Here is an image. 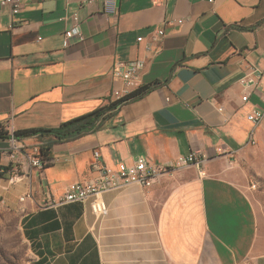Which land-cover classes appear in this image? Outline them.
Masks as SVG:
<instances>
[{"label":"crops","instance_id":"1","mask_svg":"<svg viewBox=\"0 0 264 264\" xmlns=\"http://www.w3.org/2000/svg\"><path fill=\"white\" fill-rule=\"evenodd\" d=\"M73 15L84 40L64 46ZM157 29L165 35L151 43ZM135 59L145 66L125 86L113 66ZM249 68L262 78L245 89ZM153 83L96 132L55 144L42 169L8 152L14 132L58 128ZM260 94L264 0H118L114 16L103 0H24L15 15L0 5V198L20 215L27 264H264V213L242 167L252 153L249 172H264V118L252 144L247 120ZM48 141L18 140L26 153ZM190 153L203 159V177L181 167L147 189L105 192L103 217L92 213V199L57 203L70 185L99 178L101 167L168 165ZM11 169L19 177L8 184Z\"/></svg>","mask_w":264,"mask_h":264},{"label":"built area","instance_id":"2","mask_svg":"<svg viewBox=\"0 0 264 264\" xmlns=\"http://www.w3.org/2000/svg\"><path fill=\"white\" fill-rule=\"evenodd\" d=\"M24 0H0L1 6H8L10 8L11 14L15 15L20 12L21 6ZM58 2H67L68 0H55ZM206 1L209 4H213L215 0H201ZM103 12L106 15L114 16L118 12V0H103ZM73 26L67 30L64 34V46L68 45L69 40L75 39L78 42L84 40L80 24L78 22L77 16L72 17ZM183 21L179 20L177 23L181 24ZM164 30L157 29L152 32L150 36L151 43H159L164 37ZM143 41L142 37H138L136 42L141 43ZM147 52L153 50L150 45L146 46ZM145 66V61L143 59H135L128 62H119L113 66L112 75L114 78L119 79L125 86L132 84L138 78L140 72ZM257 70L249 68L248 73L240 80V83L245 89L255 86L256 81H260L262 74L260 72L256 75L253 74ZM248 92L244 93L241 101L246 102L248 100ZM122 97L116 94V98L113 102L120 100ZM261 107L259 109L252 110L248 116L247 120L251 123L252 129L250 131L249 142L254 143L253 135L255 130L261 124L264 118V94H260ZM222 112V109H219ZM25 147L21 145L13 134L10 135L8 152L10 154H21L24 156L25 162L29 167L34 169H42L47 160H43L39 155V147L35 148L33 152H24ZM94 158L97 161L99 154L95 152ZM203 159L198 158L196 153H190L186 157H181L177 162L168 165H147L143 159L136 160L131 165H126L123 163L118 164L117 170L111 172L106 167H101L100 177L87 183H75L70 185L62 197L58 200V204H68V203H85L92 199L90 203V209L92 213L96 216L103 217L107 214V206L104 204L100 195L109 192L116 191L125 188L129 184H137L142 188H149L153 180L161 175L170 174L173 169L194 166L198 168V174L200 177L204 176L201 169L203 164ZM5 170L0 168V174H4ZM10 178L8 179V184H13L19 177L17 169L10 170Z\"/></svg>","mask_w":264,"mask_h":264},{"label":"trees","instance_id":"3","mask_svg":"<svg viewBox=\"0 0 264 264\" xmlns=\"http://www.w3.org/2000/svg\"><path fill=\"white\" fill-rule=\"evenodd\" d=\"M158 83L152 85L140 86L134 91L123 96L120 100L112 102L111 104L97 109L91 113L82 115L60 125V127L48 130H25L14 132L13 135L17 140L23 136H30L39 134L41 136H48L52 141H48L45 145L39 146V155L43 160H49L50 150L55 144L77 139L88 133L96 132L104 122L111 117L121 106L137 101L150 92ZM6 138V132L0 126V139ZM7 169V168H5Z\"/></svg>","mask_w":264,"mask_h":264},{"label":"rangeland","instance_id":"4","mask_svg":"<svg viewBox=\"0 0 264 264\" xmlns=\"http://www.w3.org/2000/svg\"><path fill=\"white\" fill-rule=\"evenodd\" d=\"M248 184L252 190L253 202L258 212L264 213V172H249L252 153L243 159ZM30 252L20 229V215L2 202L0 198V264H27Z\"/></svg>","mask_w":264,"mask_h":264}]
</instances>
